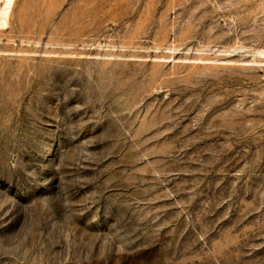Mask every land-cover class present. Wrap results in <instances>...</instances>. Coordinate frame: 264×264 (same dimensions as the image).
<instances>
[{"label": "rangeland", "instance_id": "obj_1", "mask_svg": "<svg viewBox=\"0 0 264 264\" xmlns=\"http://www.w3.org/2000/svg\"><path fill=\"white\" fill-rule=\"evenodd\" d=\"M0 264H264V0H13Z\"/></svg>", "mask_w": 264, "mask_h": 264}, {"label": "bare ground", "instance_id": "obj_2", "mask_svg": "<svg viewBox=\"0 0 264 264\" xmlns=\"http://www.w3.org/2000/svg\"><path fill=\"white\" fill-rule=\"evenodd\" d=\"M13 0H5V6L3 8L0 7V23L1 25L6 22V19L9 14V9Z\"/></svg>", "mask_w": 264, "mask_h": 264}]
</instances>
